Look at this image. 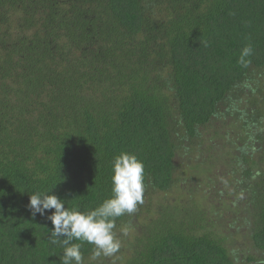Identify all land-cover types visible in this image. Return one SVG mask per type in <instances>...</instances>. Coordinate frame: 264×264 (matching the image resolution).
<instances>
[{
    "label": "trees",
    "instance_id": "obj_1",
    "mask_svg": "<svg viewBox=\"0 0 264 264\" xmlns=\"http://www.w3.org/2000/svg\"><path fill=\"white\" fill-rule=\"evenodd\" d=\"M194 151L193 168L231 171V213H244L263 257L245 262L264 264V0H0V264H60L63 245L29 211L31 194L93 210L129 153L144 165V200L177 188V160ZM191 188L192 204L180 194L116 218L136 238L101 257L239 264L227 244L239 229L214 230L222 215L208 218ZM72 243L89 263L94 246Z\"/></svg>",
    "mask_w": 264,
    "mask_h": 264
},
{
    "label": "clouds",
    "instance_id": "obj_2",
    "mask_svg": "<svg viewBox=\"0 0 264 264\" xmlns=\"http://www.w3.org/2000/svg\"><path fill=\"white\" fill-rule=\"evenodd\" d=\"M251 54V46H246L242 50L239 63L247 67L249 61L245 57ZM113 173L112 197L87 212L66 208L65 200L55 194L30 195L29 211L33 217L36 214L46 215L53 225L50 232L51 242L63 245L60 264H83L81 244L72 243L74 239L93 245L94 257L111 256L119 250L121 241L114 231L115 221L125 214L134 213L138 205L143 204L144 165L136 155L121 153L114 159ZM49 212L51 214H47ZM121 231L124 235L128 234L127 228Z\"/></svg>",
    "mask_w": 264,
    "mask_h": 264
},
{
    "label": "rangeland",
    "instance_id": "obj_3",
    "mask_svg": "<svg viewBox=\"0 0 264 264\" xmlns=\"http://www.w3.org/2000/svg\"><path fill=\"white\" fill-rule=\"evenodd\" d=\"M230 135L233 138L232 136L233 134L231 133ZM209 136L210 135H208V137ZM219 143L222 145V142ZM190 155L192 157H190ZM190 155L185 154L183 155V157L181 156L177 160L178 162V169L176 173L178 179L177 188L167 193L160 192L158 190L150 191V193H148L149 196H147L144 199V202L148 205V202L153 201L152 202L153 207H157L159 202H161L159 204H162V202L168 204L170 203L174 204V202L179 199L181 194V197L186 198L192 204V202L194 201L189 199V195H186V191L192 190L191 187H193L195 188L194 193L198 194L197 195L198 203L203 207L205 206L207 208V212L209 211L208 218L210 219L212 218L213 220L218 221L216 218L217 216H215V214L218 213L222 215L220 219L221 227L213 226L212 228L214 230L218 231V233L223 234L224 236L227 235V233H225L223 229H226L229 233H232L234 230L236 231V229H239L238 235L232 236L231 237L232 240H229L227 242L228 245H231L230 246L231 251L236 249L235 254L239 255V260H240L239 264H247L245 260L246 258L251 256H253L258 260H262L263 259L262 253H260L254 247V242L250 238V236L245 234V227H243L242 222H238L243 219L244 213L241 212L239 213V215H233L231 213V209L229 206L231 201H234V195L232 194V192L234 191V185L232 186L233 177L228 174L231 171L228 168L227 169L223 168L221 171L217 169L219 167L214 169L213 164H209V165L206 164V166L202 169L193 168L194 161L199 159V157L197 156L200 155V152L194 151L193 154ZM202 156H204L203 160L210 159L209 154H202ZM211 177L214 179V183L212 184L213 186H211L210 188L212 190H208L207 185H209V181L212 182ZM217 191L225 192L222 199L219 197L217 198L212 197L216 195ZM232 206L233 204L231 205V207ZM233 218L237 221V228L235 227L222 228V226L227 225L228 222H230L231 220L233 221ZM123 228L128 229L127 235H124L123 232L121 231V229ZM206 229L208 230L209 226H207ZM138 230L139 229L136 228L135 225L134 226L129 225L128 227L125 224H121L120 226H118L115 230V233L117 235V238L121 241V246H125L129 242L133 241L136 238L135 236L137 235ZM101 256L99 257L92 256V258L89 259L88 262L100 264L102 259L101 262L102 264H125L124 261L119 259L117 260L115 259V261H107L106 259L105 261V258ZM128 256L130 255L128 254ZM257 264H263V262L259 261V263Z\"/></svg>",
    "mask_w": 264,
    "mask_h": 264
}]
</instances>
